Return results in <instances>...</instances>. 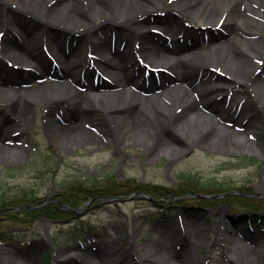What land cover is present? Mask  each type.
I'll return each mask as SVG.
<instances>
[{
  "label": "bare ground",
  "instance_id": "6f19581e",
  "mask_svg": "<svg viewBox=\"0 0 264 264\" xmlns=\"http://www.w3.org/2000/svg\"><path fill=\"white\" fill-rule=\"evenodd\" d=\"M0 2L4 3L0 7V32L4 33L0 57L9 60V65L0 61V98L11 104L6 114L0 112V157L11 156L13 148L24 151V147L11 144L8 138H12L16 127L25 126L31 113L29 105L38 101H45L40 102L42 105L53 103L48 106L51 115L47 113L46 118L54 143H89L95 140L96 130L114 124L125 140L146 149V162L159 156L164 147L177 153L192 145L240 150L245 144L240 134L258 129L257 123L264 119L259 108L264 105V0ZM165 4L204 25L198 29L222 26L225 32L208 37L196 33L191 43L170 40L164 34L154 37L151 24L144 18ZM27 12L34 19H44L49 27L34 28L20 23L19 15ZM163 30L167 34L181 32L178 24H169ZM100 33L101 39L91 42ZM40 34L52 43L68 38L78 40L77 48L72 53L60 49L54 54L64 79L26 89L23 85L28 79L42 78L55 66L54 60L44 59L39 52ZM84 43L91 48L90 66L79 62L78 67L84 64L85 68L78 74L73 71L70 57L81 60ZM138 52L167 70L160 77L155 71L144 69L127 78L130 55ZM102 71L111 74L115 87L95 81ZM142 74L146 75L139 84ZM134 81L140 90L124 88ZM46 82L49 80L43 83ZM56 115L59 117H52ZM185 221L184 232L170 229L159 237L150 236L146 252L138 256L139 262L146 263L148 257L157 259L159 264H188L197 259L196 250L207 234L192 227L189 217ZM237 248L241 250L237 262L234 256L230 257L235 264H255L252 247L238 244ZM257 249L261 260L264 259V242ZM74 250V255L59 251L58 264H135L127 249L113 250L106 243L99 244L96 251L89 247ZM251 257L254 259L250 260ZM22 264L27 262L22 260Z\"/></svg>",
  "mask_w": 264,
  "mask_h": 264
},
{
  "label": "rangeland",
  "instance_id": "374dc122",
  "mask_svg": "<svg viewBox=\"0 0 264 264\" xmlns=\"http://www.w3.org/2000/svg\"><path fill=\"white\" fill-rule=\"evenodd\" d=\"M3 4L0 2V7ZM19 18L20 23L34 28L49 27L44 19H34L28 12L21 13ZM144 19L151 24L154 37L164 34L174 41L182 38L180 40L191 43L190 37L194 38L196 33L212 36L225 32L220 26L212 30L204 27L197 32L189 29L184 37L180 31L167 34L163 27L169 24L188 28L202 26L168 4L151 11ZM101 35L103 33L95 35L91 42L99 41ZM38 37L39 52L46 60L53 61L55 52L60 49L72 53L78 44V40L73 42L72 38L52 43L45 35ZM2 47L0 44V52ZM90 49L88 43H84L81 60L70 57L73 71L79 74L86 65L90 66ZM130 56L127 78L139 75L144 69L155 71L158 77L167 70L165 66H155L156 61L143 57L141 52ZM0 61L9 65L8 59L4 61L0 57ZM53 62L55 66L51 72L42 78L28 79L26 70L28 80L23 86L34 89L64 79L62 68L55 60ZM79 62L85 66L78 67ZM99 73L95 81H105L107 87H115L108 71ZM218 74L224 76L219 70ZM144 75L139 76V84ZM45 80L49 82L43 83ZM136 84L129 82L124 88L139 89ZM40 102L43 101L29 105L31 113L27 123L24 127H16L12 138H8L11 144L24 147V151L13 148L11 156L0 157V208L16 204L14 207L49 206L58 211L35 217L21 213L11 218L9 214L0 215V264H22V260L27 264H58L59 251L63 255H74V248L89 247L96 251L103 243L112 246L113 250L127 249L133 263L141 264L138 256L146 252L149 237H159L170 229L184 232L187 217L192 220V227L207 234L196 250L197 259L188 264H235L230 257L234 256L236 261L241 256L238 244L252 247L255 259L251 257L250 260L253 258V263L264 264L257 249L258 244L264 242V227L255 221L248 228L247 222L255 216L246 205L248 199L259 205L263 202L264 207V119L261 124L257 123L258 129L240 134V139L245 142L240 150L192 145L177 153L164 147L159 156L146 162V149L125 140L114 124L96 130L95 140L89 143L79 146L54 143L46 118L47 113L51 115L48 106L53 103L42 105ZM10 107L6 100L0 101L2 114ZM100 108H103L102 104ZM259 108L264 117V105ZM210 181H215L217 186L202 185ZM154 186L165 188L167 197L161 199L159 196L163 194L153 193ZM82 189L102 195L90 197L74 210L68 209L63 200L71 195L82 196ZM109 189L113 193H109ZM225 190L234 194L217 197L218 192ZM196 194H204V198ZM32 201H36L35 205L30 204ZM262 207L259 212L264 211ZM13 254L19 258L17 261L12 259ZM261 254L264 255V250ZM145 260L147 264H159L154 258Z\"/></svg>",
  "mask_w": 264,
  "mask_h": 264
},
{
  "label": "trees",
  "instance_id": "16d2710c",
  "mask_svg": "<svg viewBox=\"0 0 264 264\" xmlns=\"http://www.w3.org/2000/svg\"><path fill=\"white\" fill-rule=\"evenodd\" d=\"M188 178H193L192 176H189ZM197 182L200 183V181L197 180ZM217 184L215 181H210V183L206 184H202V185H208V186H217L215 185ZM115 190V189H114ZM81 191L84 192V194L82 196L79 195H71V196H67L63 201L66 202V204L72 208H77L78 206H80L84 201L88 200L90 197H95L98 195H102V194H97V192L95 191H91V192H87L86 189L84 191V189H82ZM228 190L225 191H221L218 193H224ZM99 193V192H98ZM109 193H113L111 189H109ZM108 193V195H110ZM153 193H159V194H163L160 195L159 198H164L167 197L168 192L165 191V188L159 187V186H154L153 189ZM111 196V195H110ZM36 201H32L30 204L31 205H35ZM263 203V202H262ZM261 203V204H262ZM259 205L258 203L248 200L247 199V206L249 209L252 210H259L262 205ZM17 206L15 205H5L2 208H0V210L4 209V211L0 212V215L2 214H9L10 218L13 216H16V213H21V214H26L27 216L29 215L30 217H35V216H39L42 214H54L57 210V208H53V207H49V206H44V207H31V208H27V207H20V205H18V207H14ZM260 206V207H259ZM58 207V206H57ZM264 207H262L263 209ZM56 217V216H55Z\"/></svg>",
  "mask_w": 264,
  "mask_h": 264
}]
</instances>
